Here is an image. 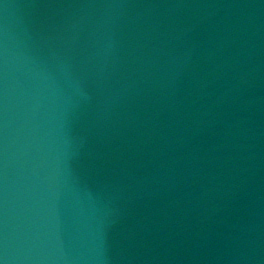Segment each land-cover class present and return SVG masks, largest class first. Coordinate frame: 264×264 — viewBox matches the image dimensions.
Segmentation results:
<instances>
[{
  "label": "water",
  "instance_id": "water-1",
  "mask_svg": "<svg viewBox=\"0 0 264 264\" xmlns=\"http://www.w3.org/2000/svg\"><path fill=\"white\" fill-rule=\"evenodd\" d=\"M0 262L264 264V0H0Z\"/></svg>",
  "mask_w": 264,
  "mask_h": 264
},
{
  "label": "snow or ice",
  "instance_id": "snow-or-ice-1",
  "mask_svg": "<svg viewBox=\"0 0 264 264\" xmlns=\"http://www.w3.org/2000/svg\"><path fill=\"white\" fill-rule=\"evenodd\" d=\"M0 264H2V262H0Z\"/></svg>",
  "mask_w": 264,
  "mask_h": 264
}]
</instances>
